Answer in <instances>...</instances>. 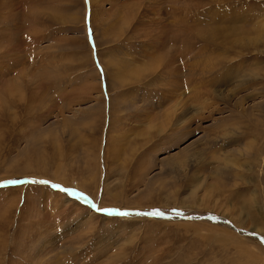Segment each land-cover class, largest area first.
I'll list each match as a JSON object with an SVG mask.
<instances>
[{"label":"rangeland","instance_id":"rangeland-1","mask_svg":"<svg viewBox=\"0 0 264 264\" xmlns=\"http://www.w3.org/2000/svg\"><path fill=\"white\" fill-rule=\"evenodd\" d=\"M94 1L0 0V264H264V0Z\"/></svg>","mask_w":264,"mask_h":264},{"label":"bare ground","instance_id":"bare-ground-1","mask_svg":"<svg viewBox=\"0 0 264 264\" xmlns=\"http://www.w3.org/2000/svg\"><path fill=\"white\" fill-rule=\"evenodd\" d=\"M89 2H90V7L92 8V12H93V8L95 7V1L94 0H89ZM161 3V2H160ZM173 6V5H172ZM136 9V8H135ZM159 10H161V9H159ZM155 11V10H154ZM171 11V10H170ZM175 11H176V9H175ZM161 12V11H160ZM172 12V11H171ZM170 12V13H171ZM157 16V15H156ZM176 20V19H175ZM83 21V20H82ZM158 22V21H157ZM202 35H204V34H202ZM193 38V37H192ZM107 40V39H106ZM190 40H191V36H190ZM185 43H186V48L187 47H192V46H190L188 43H187V40L185 39ZM178 45V44H177ZM184 45V44H183ZM182 46V45H181ZM184 46V47H185ZM183 47V46H182ZM183 47V48H184ZM177 53V52H176ZM99 60V59H98ZM188 60V59H187ZM101 63H102V61H101ZM149 64V63H148ZM183 70V69H182ZM188 78V77H187ZM184 80V79H183ZM109 81H110V79H109ZM186 83V82H185ZM116 85V84H115ZM191 90V89H190ZM188 91V90H187ZM183 92V91H182ZM191 92V91H190ZM180 98V97H179ZM180 99H182V98H180ZM177 101V100H176ZM79 187V189L82 191V192H84V193H86V190L82 187V186H78ZM72 203V205H76V206H78L79 204L78 203H76V202H74V201H72L71 202ZM79 208V207H78ZM95 215V214H94ZM93 216V215H92Z\"/></svg>","mask_w":264,"mask_h":264},{"label":"snow or ice","instance_id":"snow-or-ice-1","mask_svg":"<svg viewBox=\"0 0 264 264\" xmlns=\"http://www.w3.org/2000/svg\"><path fill=\"white\" fill-rule=\"evenodd\" d=\"M13 183H15V181ZM118 214L119 215H124V216L128 215V213H126V212H121V213H118ZM143 215L163 216L164 213L159 211V210H156V211H153L152 213H145ZM177 215H179V213H177Z\"/></svg>","mask_w":264,"mask_h":264}]
</instances>
